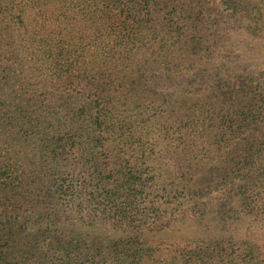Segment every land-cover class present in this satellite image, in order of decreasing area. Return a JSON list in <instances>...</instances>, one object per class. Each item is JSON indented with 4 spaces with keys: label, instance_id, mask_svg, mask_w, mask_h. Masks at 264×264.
Here are the masks:
<instances>
[{
    "label": "trees",
    "instance_id": "1",
    "mask_svg": "<svg viewBox=\"0 0 264 264\" xmlns=\"http://www.w3.org/2000/svg\"><path fill=\"white\" fill-rule=\"evenodd\" d=\"M263 43L264 0H0V264H184L140 238L264 164Z\"/></svg>",
    "mask_w": 264,
    "mask_h": 264
},
{
    "label": "rangeland",
    "instance_id": "2",
    "mask_svg": "<svg viewBox=\"0 0 264 264\" xmlns=\"http://www.w3.org/2000/svg\"><path fill=\"white\" fill-rule=\"evenodd\" d=\"M232 55L236 57L234 65L238 68L244 64H263L264 67V43L254 44L248 52L240 53V57ZM169 112L162 108L158 118ZM258 166L259 169L250 172L234 173L237 178L221 168L205 171L203 167L194 172L188 176L192 181L190 188L172 192L181 200L179 205L173 204L178 207L174 219L167 220L165 213L163 227H148L141 241L149 239L150 245L175 250L184 264H264V164L258 163ZM167 172H163L166 184L170 183L172 175L168 174L167 179ZM158 178L155 181H159ZM242 185L245 194L241 198L237 191ZM247 195L250 196L247 198ZM168 264L174 263L169 261Z\"/></svg>",
    "mask_w": 264,
    "mask_h": 264
}]
</instances>
